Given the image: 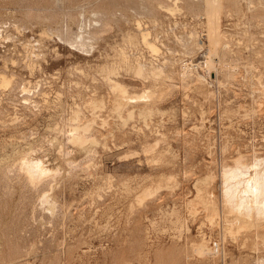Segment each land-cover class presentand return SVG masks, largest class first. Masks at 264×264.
<instances>
[{"label":"rangeland","instance_id":"374dc122","mask_svg":"<svg viewBox=\"0 0 264 264\" xmlns=\"http://www.w3.org/2000/svg\"><path fill=\"white\" fill-rule=\"evenodd\" d=\"M205 2L0 0V264H264L221 190L264 158V0Z\"/></svg>","mask_w":264,"mask_h":264},{"label":"bare ground","instance_id":"6f19581e","mask_svg":"<svg viewBox=\"0 0 264 264\" xmlns=\"http://www.w3.org/2000/svg\"><path fill=\"white\" fill-rule=\"evenodd\" d=\"M218 3L219 0H206L205 8L207 11L213 10L217 7ZM169 10L172 11L173 9L170 8ZM140 36L142 38V43L147 45L150 52L153 53L156 52V47L153 44H150L147 40V32L141 33ZM73 43L80 48L84 47L85 42L81 31L78 35H76L75 39L73 40ZM216 46H217L216 44L210 45V50H208V54L205 55L206 56V59L204 60L205 67L209 66V64L212 62L213 55L216 51ZM138 66H139L138 73H140L144 68L141 65V63ZM182 72L183 71H181V74ZM185 72L186 71H184V74ZM153 73L150 74L152 75ZM153 76L156 75L153 74ZM107 78L110 80V87L117 92L114 100L115 109H121L124 104L134 103L139 100H143L145 98L147 99L149 97L148 96L149 90L145 91L146 94L144 96L137 97L138 99L129 96L126 94L125 87L120 85L117 81H112L110 79V76H107ZM22 90L24 91L25 89L23 88ZM85 128L86 127H83V130H85ZM79 134L77 132V135L72 137L76 140H81L82 134L80 135ZM72 135H74V133ZM22 161L23 163L22 162L21 163L23 165L21 164V169L23 168L22 166H24L26 170L25 169L23 170L27 172V175H29L31 179L35 178L36 175H38L39 177V175H44L49 171V169L43 166L42 161L38 158H24L22 159ZM234 162H233L234 164L231 166L222 167L223 169L221 172V182H222L221 190H222V197L225 203L224 205H226L227 209L229 210V212L233 214L234 219L238 221V223L240 222L242 224L246 222L248 218L251 217H255L256 220L258 219L264 220V158H254L253 163L248 165L247 163L242 164L243 163L242 160L240 162L238 159ZM240 223H239V227L241 225ZM204 246L200 245L196 247L197 251L203 254L204 251L206 250L205 252L207 253L208 250L207 249L204 250ZM212 249L214 251H217L218 245L214 244ZM211 253L212 252H210V254ZM204 255L207 254L204 253Z\"/></svg>","mask_w":264,"mask_h":264}]
</instances>
